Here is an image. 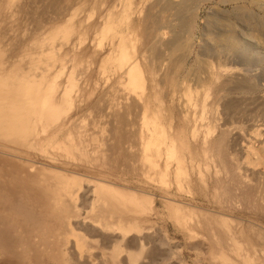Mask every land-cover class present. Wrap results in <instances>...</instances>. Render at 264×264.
Here are the masks:
<instances>
[{
    "label": "rangeland",
    "instance_id": "1",
    "mask_svg": "<svg viewBox=\"0 0 264 264\" xmlns=\"http://www.w3.org/2000/svg\"><path fill=\"white\" fill-rule=\"evenodd\" d=\"M116 3L119 4L117 9L112 10ZM138 7L134 2L124 12L121 0H0V104L4 107L1 108L7 109V114L12 112L6 108L8 104L4 99L8 92L9 96L14 97L13 105L21 104L31 110L25 122L0 126V155L23 165L31 173H38L41 180L50 186L62 188V200L55 206L60 211L64 228L70 231L77 227L78 222H85L86 230L95 237H88L89 232L85 229H78V232L84 235L87 243L85 249L97 256V264H105L101 258L109 259L106 264H115L106 255L112 247L102 246L100 235L108 230L114 233L112 236L116 240L111 245L119 246L116 245V249H120V259L128 258V261H124L129 264H247L243 259L250 257L252 264H264V0H208L200 9L193 28L187 68L183 71L185 74L182 72L183 75L188 73L191 79H186L184 83H191L200 89L195 83L199 75L206 79V74L197 73L195 62L204 56L216 69L220 67L218 70L221 69L222 78L240 73L245 76L248 85L255 82L256 88L249 91L250 94L245 90L233 89L227 93L230 96L223 99L220 93L217 103V95H212L213 98L210 96L208 110L204 114L208 120L203 117L202 121L199 116L203 112L201 105L197 112L193 110L195 119H200L199 130L202 128L198 138L189 137L188 134L185 140L179 138V135L187 132H184L186 125L182 118L185 114L182 108H186L181 106L185 102L177 101L178 97L171 101L166 88L163 91L164 87L161 90L158 86L157 91L163 102L159 101L152 109H147V123L142 117L145 114L143 108L132 109L135 112L129 111L125 115L133 97L129 104L128 99L125 101L120 93L119 96L112 91L113 88L118 89L116 85L121 75L111 61L113 56L108 54L115 43L111 46L112 37L102 36L101 29L111 19L110 24L123 29L120 33L125 34L126 24L121 20L126 13L127 21H137L140 15ZM111 10L113 16H110ZM233 34L248 50L246 58L205 51V45L212 43L210 46H214L217 39H225ZM141 43L139 40L136 48L139 49ZM140 62H144L142 57ZM222 65L228 69L222 68ZM22 87L24 90H21ZM27 89L34 94L26 93ZM50 91L53 100L49 104H40L41 97ZM31 95L34 104L27 101ZM116 95L119 102L125 103L113 105V102H118ZM202 96L200 92L194 99L200 101ZM157 110L160 115L155 119L153 112ZM118 121L121 123L118 124ZM155 121L162 122L166 137L159 145L163 151L161 157L149 162L144 156L148 152L145 149L143 152L140 147H144L149 123ZM211 122L217 124V131L213 132V136L209 135V145L223 137L225 131L230 132L225 134L223 155L212 152L207 156L205 152H198L202 150L199 145L203 144L204 132ZM86 128L91 133L86 132ZM101 130L103 140L99 139L100 135L97 139ZM141 132H144L143 135ZM69 133L76 135L74 141ZM117 133L121 134L122 142L126 141L124 138L127 135L128 138L130 136L127 140L132 139L129 143L133 146L127 141L124 146L121 140L116 139H120L115 137ZM134 133L138 135L134 136ZM66 136L75 144L69 143ZM78 137L84 144L90 138L84 146L88 149L91 141L90 146L94 144L96 152L93 146H89L88 151L82 149L83 144L78 142ZM80 137L88 138L84 141ZM116 140L122 143L124 149ZM172 140L174 146L169 147ZM102 141L103 145L99 143ZM70 144L80 146L70 148ZM184 144L187 149L183 152ZM127 147L131 148L128 150ZM79 148L80 151L75 152ZM218 157L223 163L226 161V165ZM234 167L242 168L237 169L238 175ZM66 184H69L68 189L63 188ZM252 188L258 190L252 191ZM249 191L254 192L253 195ZM20 216L25 218V214ZM26 217L28 219L25 218V221H30V216ZM121 225H125L126 229ZM45 226L41 227H48ZM229 226L235 229H231L232 233L226 229ZM39 227L38 231L44 230ZM227 230L233 237L235 234L237 247V244L232 247L233 240ZM111 233L108 231L109 236ZM34 239L38 240L36 237ZM135 241L139 243L134 244ZM125 242L130 254L135 253L132 259L127 257L130 254ZM125 255L127 258H124Z\"/></svg>",
    "mask_w": 264,
    "mask_h": 264
},
{
    "label": "bare ground",
    "instance_id": "2",
    "mask_svg": "<svg viewBox=\"0 0 264 264\" xmlns=\"http://www.w3.org/2000/svg\"><path fill=\"white\" fill-rule=\"evenodd\" d=\"M121 1H122V5H124V7H125L124 12L127 10V7H130L131 5H133L134 2L137 3L139 6L138 7L139 12H140L139 19L137 21H135V20L127 21V14L125 13V17H123V19L121 20L122 23L124 22L126 24V33L125 34L120 33V31L123 29L120 28V30H119L117 27H116L117 28L116 29L114 27V25L110 24L111 19H110V23L106 21V23L104 24V26L101 29V33H102V36L105 35L108 37H112V43L110 44L111 46L114 43L116 45V46L115 45L112 46V49L109 51L108 54L110 56H113V57H111V61H112V63H114L115 68L119 71V72L118 71L117 72L121 75L120 76L121 78L118 81V84L116 85V88H118V89L114 90L115 88H113L112 91L116 92V94H118V95L120 93V95H122L123 99L124 98L126 99L125 101H127V99H128L130 101V102L128 101L129 104L132 101L131 97H133V102L129 105V107L127 106L128 109H127V112L125 113V115L128 114L129 111L135 112L132 109H136L138 107L140 109H142V108L145 109L143 113H145L147 111V109H149V108L152 109V107L154 105H156L157 102L161 101V97H160L161 94H160V92H158L159 90L157 91L158 86H159V89L161 87V90L164 87L163 91L166 88L167 91H165V92H167V94L169 95V98H172L171 101H173L174 97H178L177 101L179 99L180 101L182 100L183 102H185V104L183 103L181 105V106L186 108V109L182 108V110L185 111V114H183L184 112L181 114H183L182 118H184V120H185L186 130H184V129H182V130H184V132L185 131H187V132L184 134L181 133L182 134L181 136L178 134L180 140H185L188 137L187 136L188 134H189V137L191 136L193 138H198L200 130L202 128L199 130L198 121L200 119L199 120L195 119V112L193 114V110H195L197 112L198 111L197 109L201 105L203 112L201 113V115L199 114V116L202 117V121H203V119L206 118V116L204 114L208 110V109L206 110V108H207V105H208L207 102H208V99L210 98V96L217 95V99H218V100H216V103H217V101H219V99H220L219 98L220 93H221V96L223 99L224 97H226L228 95L227 93L230 92L231 90L233 91V89L234 90L238 89V90H242V91L245 90V91H248V93H249V91H255V88H256V86L254 85L255 82H254V84L252 83V84L248 85L245 76L241 75L240 73L239 74L233 73L232 75H230L228 77L226 76L227 78L226 77L222 78L221 74H223V73H221V71H220L221 69L218 70L220 67L218 69H216L217 67L215 68L213 63H211L207 58H206L207 60L205 58H203L204 56L202 58H198L195 62L196 66H197L196 67L197 73L199 71V73H205L206 74V75L204 74L206 77L203 75L206 79H202L203 77H201L199 75L197 78V82L195 83L196 87L197 86L200 87L201 90L199 88H195L193 85H190L191 84V83L189 84L190 81L188 82L189 85H187V83L186 84L184 83L186 79H188V80L191 79V78H188V73L186 75H183V73H184L183 71L187 68L186 63H187L188 57H189L191 50H192L191 39L193 36L192 34L194 32L193 28L195 25V21H196V18L198 16L200 9L208 0H135V1H133V0H121ZM226 1H229V0H226ZM118 5H119L118 3L114 4L111 9L112 10L117 9ZM240 8L243 9V7H240ZM240 8H239V10H241ZM112 10H111L110 16H113L112 14H114ZM237 10H238V8H237ZM216 24H214V25H216ZM177 28H178V30H177ZM213 29H215V28L213 27ZM213 29H212V31H213ZM169 31H170V34L168 35ZM221 32H223V31L221 30ZM126 34H128V35H126ZM236 37H237V35H236ZM236 37L233 34V36H229L228 38L225 37V39L219 38V40L218 39L216 40L218 42L215 41L216 44L214 46H210L212 43L209 42L211 44L210 45L207 44V46L205 45V47H206V48L204 47L205 51L206 52L214 51V52H218V53H224V54L228 55V57L233 56V57H239V58H246L248 56V52H247L248 50H246V48L241 45V43H240L241 41H239L238 40L239 38L237 39ZM137 40L142 41L141 47L139 49L136 48V45H137L136 43L138 42ZM128 43H129V45H128ZM203 53H204V51H203ZM216 56L217 55H215V57ZM139 57L140 58L142 57L144 62H140ZM212 57H213V55H212ZM225 57L227 58V56H225ZM239 58H237V59H239ZM223 67L225 69L227 68V66L222 65V68ZM225 69H223V70L225 71ZM232 69H231L230 73L233 72L234 69L233 70ZM236 71H237V69H236ZM228 74H229V72H228ZM10 77H12V75ZM193 77H195V76H193ZM193 77H192V79H194ZM7 82H9V81H7ZM249 82L251 83V80L250 81L248 80V83ZM197 83H198V85H197ZM27 86L28 85H26V87ZM191 86H193V87H191ZM24 87H22L21 90H24L23 89ZM27 90L28 91L26 93L29 92V89H27ZM198 90H200V91H198ZM200 92H201V94L203 93L202 99H200V101H199L196 98L197 99V101H196L194 98H195V96H198ZM7 93L8 92L5 93L4 99L6 100L5 102L8 105L7 104H5V105H7L6 108L12 110V112L10 114H7L8 112L5 113V110H7V109H2V108H4L2 106L3 104L2 105L0 104V126L1 127L3 126L2 124L12 125V124H17L19 122L20 123L25 122L31 114V110L25 109L23 106H21V104L13 105V98L14 97L9 96ZM29 93L34 94V93H32V91ZM118 95H116L118 97V99H116V101L119 102V96L120 95L119 96ZM165 95H166V93H165ZM165 95H163V96H165ZM25 96L23 95V97H25ZM32 96L33 95H31L27 99V101L34 104L35 100ZM213 96H212V98H213ZM228 96H230V95H228ZM112 97L113 96L111 94V98ZM15 98H18V97H15ZM40 100H41L40 104L41 103L49 104L53 100L51 91L47 94H44ZM184 100H186L187 102ZM20 101H22V100H20ZM227 101H229V99ZM118 102L117 103L113 102L112 104L117 105V104L123 103L121 101L119 103ZM161 102H163V101H161ZM216 103H214V104H216ZM225 103L226 102H224V104ZM32 104H31V106H32ZM216 105H218V104H216ZM1 106H2V108H1ZM219 106H221V105H219ZM231 106H232V104H231ZM228 107H229V104H228ZM228 107H226L225 110H227ZM109 108H113V107L109 106ZM114 109H115V107H114ZM217 109H215L216 112H218ZM125 110L126 109H124L123 111H125ZM211 110H212V107H211ZM139 111H141V110H139ZM114 114L116 116L118 115L116 113H113V115ZM153 114H154L153 118L156 119V118H158L156 116L160 115V111H158V110L154 111ZM125 115H123V118ZM134 115H136V114H134ZM225 116H227V115H225ZM137 117H138V115H137ZM139 117H140V115H139ZM142 117L144 119V123H147L148 120H145V119H147L146 113L144 114V116L142 115ZM124 119H126V118H124ZM205 120H208V119L206 118ZM126 122H128V121H125V123ZM119 123H121V122L118 121V124ZM161 123H159V122L156 123V121L149 123L147 132L144 130V128H143L144 126L142 127L143 130L147 133V135H146V133L144 134V135H146L145 139H144V147L143 148L140 147V150L143 149V152H144V149H145V151L148 152L144 156L149 162L155 161V158L157 159V157H159V156L161 157V155L163 153V151L159 145H161L163 143V141H165V137H166L165 133L166 132H165L163 125ZM208 124H207L208 127L206 128V132H204V135H205L204 141L203 142L201 141L203 144L201 145V143H200V145H199V146H201L202 150H200L198 152H205V155H207V156L209 155V153H212V152L213 153L214 152H218V153L220 152V154H221V152L223 153V150L226 147L225 146V139H226L225 134L227 131H225V134L223 135V137H221V138L218 137V138H220L219 140L217 139L216 142L212 141L213 144L209 145L211 142V141H209V137H210L209 135L213 136V134L215 133L214 131L217 128V126H216L217 124L213 125L214 122H213V124H212V122H211V124L210 123H208ZM83 128H81V129H83ZM89 128H91V127H89ZM77 129H76V131H77ZM87 129L88 128H86V130ZM97 129H99V127ZM106 129L109 132L108 128H106ZM170 129H171V127H170ZM86 130H84L83 132L85 133ZM92 131H94V130H92ZM86 132H89V131L87 130ZM101 132H102V130L100 131V134H97V132H96V134L98 135V136L96 135L97 139H98L99 135H100L99 139H102V137H101L102 133ZM89 133H91V131ZM143 133L141 132L142 135H143ZM227 133H230V132H227ZM78 134H82V133H78ZM78 134H77V136H79ZM89 135L87 134V136L91 138V135L90 136ZM119 135H121V134H118V136L115 135V137H119L120 139H118V138H116V139L118 141L121 140V142H122V138ZM133 135L135 136L138 134L134 133ZM75 136L71 135V137L73 138L72 141H74ZM102 136L104 137V135H102ZM68 137L66 136V138H68ZM83 137H84V135H83ZM83 137H80V138H82V140L84 139V141H86L85 139L88 138V137L87 138H83ZM226 137H228V136L226 135ZM66 138H65V140H66ZM90 138H88V141H86L85 144H88ZM127 138H128V135L126 138H124L128 143L130 141H132V139H130V141H128L129 138H131L130 136H129L128 140H127ZM77 139H79V137ZM207 139H208V141H207ZM114 140H115V138H114ZM117 140H116V142H117ZM135 140H136V138H135ZM137 140H136V142H137ZM141 140L143 141V139H141ZM215 140H216V138H215ZM68 141H69V143L71 142V144L74 143L71 141V138ZM94 141H96V140H94ZM126 141H124V142H126ZM142 141H140V142H142ZM78 142L82 143L83 141H81L79 139ZM78 142H77V144H79ZM124 142H122L123 145H124ZM99 143H101L103 145V141L99 142ZM99 143L97 142V144H99ZM118 143L119 142H117V144ZM122 143H119L121 147H122ZM71 144L69 145L70 148L75 146V145L71 146ZM82 144H83L82 146L85 145L84 143H82ZM91 144H92V142L90 141V145ZM129 144L126 143V145H128V146H129ZM90 145L87 146L88 149H89ZM102 145H100V146H102ZM78 146H80V145H78ZM78 146L76 145L75 147L78 148ZM82 146H81V148L83 149V148H85L86 145L84 147H82ZM92 146L94 147L95 145L93 144ZM92 146H90V147H92ZM130 146L132 147L133 145L130 144ZM171 146H174V140H172V143L170 144L169 147H171ZM262 146H263L262 149H264V144ZM131 147H129V148L127 147V149L129 150ZM137 147H138V144H137ZM81 148H79L77 150L75 149V152L80 151ZM97 148H98V145H97ZM194 148H196V147H194ZM88 149H86V150L88 151ZM94 149H95L94 151L96 152V147H94ZM186 149H187V147L184 144L183 152ZM72 150H74V149H72ZM180 150H182V148H180ZM252 150H254V149H252ZM82 151L83 150H81V152ZM87 151H85V152H87ZM99 151L100 150L98 149V152ZM194 151H197V150L194 149ZM254 151H257V150H254ZM221 155H223V154H221ZM224 156H226V155L224 154ZM219 159L223 163V160H221V158H219ZM225 162L223 163V165L225 164ZM234 164L236 166V162H234ZM239 166L241 167V164ZM224 167H226V166H224ZM238 168L239 167H237V169ZM237 169L235 168L236 175H238ZM239 169L241 170L242 168H239ZM235 171H234V173H235ZM236 177L237 176H235V178ZM60 179H57V180L59 181ZM234 180H236V179H233V181ZM62 181L63 180H61L59 182H62ZM238 181H239V179H238ZM233 183H235V182H233ZM229 187H230V185H229ZM232 187H234V185ZM235 187H237V186L235 185ZM63 188L68 189L69 184H66V187H63ZM238 189H239V187H238ZM250 190L253 191L255 189L252 188ZM257 190H255V191H257ZM226 191H228V190H226ZM228 192H226V193H228ZM249 192H251V191H249ZM251 193L253 195L254 192H251ZM62 195H63L62 194V188H60V187L54 188V187L50 186L49 184H47L46 182L41 180V176L38 173H31V170H27L23 165L13 161L12 159H10L8 157H4V156L0 155V264H97L96 263L97 259H95L96 255L91 253L88 248H87L88 250L85 249V246H87V243L85 241L83 233L78 232V229H85L86 230L87 227L85 228V226H86L85 222L83 224H82V222L81 223L78 222L77 227L72 228L70 231H67L66 228H64V221L60 217L61 214H59L60 211L57 210V207L55 206L56 204H59V202L62 200ZM226 197H227V195H226ZM261 197H262V195H261ZM250 200H253V199H250ZM22 214H25V218H27L26 215H29L30 221H32L33 224L31 222V224H32L31 225L30 221H28V220L25 221V218H23L24 216H20ZM64 214H66L65 211H64ZM185 219H187V218H185ZM72 223H74V222H72ZM43 225H46L48 227L45 226L46 228L44 229L41 227ZM39 226L41 227V229H44V230L38 231ZM107 226H110V225H107ZM210 226H212V224ZM40 227H39V229H40ZM122 228L126 229L125 225H123ZM211 229H212V227H211ZM226 229L231 231L232 227L229 226V228H226ZM228 230H227V233L229 234ZM232 230H235V229H232ZM92 231H94V230H92ZM108 231H109V233H111L110 230H108ZM108 231L105 233H102L100 235L102 237V240H103V245L102 244L101 245L104 246L105 248L112 247V248H110V251L108 253H106V255L108 257H110L115 264H125L126 263L125 261L128 259L127 257L129 256V259H132V255L134 254V256H135V253L130 254L129 247H128L127 243L125 242L128 250H129V252L128 251L127 252L130 255H128L126 252L127 257L125 255L124 258H127V259L126 260L124 259L125 261L121 260L120 259V253H119L120 249H116L117 244L111 245L112 243H116L114 236H112V234L114 235V233H111L110 234L111 236H109ZM208 231H209V229H208ZM210 231H209V233H210ZM213 231H215V230H213ZM224 231H226V230H224ZM87 232H89V231H87ZM233 232L235 233V231H233ZM224 233H226V232H224ZM231 233H232V231H231ZM231 233L229 235H231ZM240 233H242V232H240ZM88 234H89L88 237L89 236L95 237V234H92L90 232ZM100 236H98V237H100ZM115 236H117V235L115 234ZM221 236H223V235H221ZM236 236H237V230H236ZM35 237L38 238V240L34 239L35 241H33V238H35ZM231 237L233 240V244H232V247H233L237 244L236 243L237 240H236V238H235L236 241L234 240L235 234H234V237H233V234L231 235ZM100 240H101V238H100ZM124 240H125V238L123 239V241ZM230 240H227V241H230ZM240 240H238V241L240 242ZM87 241L89 242V240H87ZM132 241H134V240H132ZM140 241H141V237H139V242ZM221 241H223V240H221ZM129 242L130 241L128 240V243ZM136 242H138V241H135L134 244ZM218 242H220V241H218ZM223 243H224V241H223ZM230 243H232V242H230ZM126 245H124V246H126ZM237 246H238V244L236 245V247ZM240 246H241V244H240ZM42 247L43 248L46 247V248L42 249ZM117 247H119V246L117 245ZM236 247H235V249H236ZM238 248L240 249V247H238ZM241 248H242V246H241ZM225 249H224V251H225ZM121 250H123V249H121ZM125 250H127V249H124L123 251H125ZM241 252H242V250H241ZM244 255H245V253H244ZM123 256H124V254H123ZM123 256H121V258ZM255 256L256 255H254V257ZM237 257H238V255H237ZM96 258H97V256H96ZM101 259H100L101 261H103V262L105 261L104 262L105 264L109 260V259L103 260V258H101ZM149 259H151V258H149ZM249 259H245V260L243 259V261L247 264H252L251 262H253V261H250L252 259H250V260ZM254 259L256 260L257 258L255 257ZM123 261H124V263H123ZM150 262L151 263L155 262V260L150 261ZM127 263L129 264V262H127ZM110 264H112V263H110ZM131 264H133V262H131ZM143 264H145V263H143Z\"/></svg>",
    "mask_w": 264,
    "mask_h": 264
}]
</instances>
